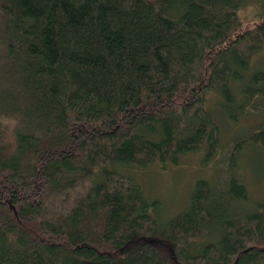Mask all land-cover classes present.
<instances>
[{"label":"trees","instance_id":"1","mask_svg":"<svg viewBox=\"0 0 264 264\" xmlns=\"http://www.w3.org/2000/svg\"><path fill=\"white\" fill-rule=\"evenodd\" d=\"M263 52L264 0H0V264H264V202L235 173L264 151ZM215 107L261 119L161 220L117 170L211 161Z\"/></svg>","mask_w":264,"mask_h":264},{"label":"rangeland","instance_id":"2","mask_svg":"<svg viewBox=\"0 0 264 264\" xmlns=\"http://www.w3.org/2000/svg\"><path fill=\"white\" fill-rule=\"evenodd\" d=\"M257 9L253 2L246 4L240 10L239 15L244 24L261 20ZM251 68L254 71L264 70V52L254 57ZM219 100L218 96L214 98V102ZM213 110L222 130V147L211 161L206 162L205 152L201 151L187 155L178 165L164 167L156 164L147 168L123 166L117 170L137 183L147 198L160 201L158 216L161 220L167 221L187 208L194 184L198 179L205 178L214 184L226 167L228 149L238 131L261 119L259 115L255 117L252 113L248 115L249 117L241 118L234 123L225 119L219 107ZM235 173L247 185L251 204L264 202V151L253 146L245 147L239 155Z\"/></svg>","mask_w":264,"mask_h":264},{"label":"bare ground","instance_id":"3","mask_svg":"<svg viewBox=\"0 0 264 264\" xmlns=\"http://www.w3.org/2000/svg\"><path fill=\"white\" fill-rule=\"evenodd\" d=\"M209 164L212 165V163H210V162H209ZM209 164H208V165H209Z\"/></svg>","mask_w":264,"mask_h":264}]
</instances>
